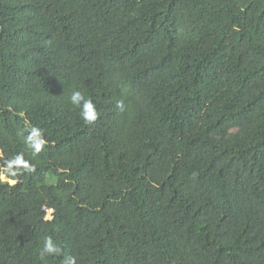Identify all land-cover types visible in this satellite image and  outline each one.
Here are the masks:
<instances>
[{
    "label": "trees",
    "instance_id": "1",
    "mask_svg": "<svg viewBox=\"0 0 264 264\" xmlns=\"http://www.w3.org/2000/svg\"><path fill=\"white\" fill-rule=\"evenodd\" d=\"M0 152V264H264V0H0Z\"/></svg>",
    "mask_w": 264,
    "mask_h": 264
},
{
    "label": "clouds",
    "instance_id": "2",
    "mask_svg": "<svg viewBox=\"0 0 264 264\" xmlns=\"http://www.w3.org/2000/svg\"><path fill=\"white\" fill-rule=\"evenodd\" d=\"M70 99L73 105L81 108V118L85 123L92 124L99 118L95 105L91 100H86L79 90H74ZM117 107L123 110V103H118ZM25 142L28 148L32 150L33 154L40 153L46 144L41 130L37 127H32L28 130ZM34 171L35 167L30 165V163L24 159L23 153H20L12 160L8 161L3 170H0V182H7L10 185H15L17 183L16 177L22 175L24 172L31 173ZM45 219H49V217L45 216ZM60 252L61 249L53 242L51 237L45 238L42 249L40 250L41 258L52 256ZM63 264H76V259L75 257L67 256L65 257Z\"/></svg>",
    "mask_w": 264,
    "mask_h": 264
},
{
    "label": "rangeland",
    "instance_id": "3",
    "mask_svg": "<svg viewBox=\"0 0 264 264\" xmlns=\"http://www.w3.org/2000/svg\"><path fill=\"white\" fill-rule=\"evenodd\" d=\"M1 153V152H0Z\"/></svg>",
    "mask_w": 264,
    "mask_h": 264
}]
</instances>
